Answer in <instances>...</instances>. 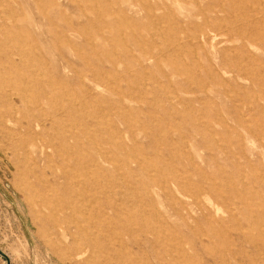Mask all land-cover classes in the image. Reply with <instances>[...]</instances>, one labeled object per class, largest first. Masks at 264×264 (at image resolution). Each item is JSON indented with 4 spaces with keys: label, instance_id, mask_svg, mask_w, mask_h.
Masks as SVG:
<instances>
[{
    "label": "rangeland",
    "instance_id": "obj_1",
    "mask_svg": "<svg viewBox=\"0 0 264 264\" xmlns=\"http://www.w3.org/2000/svg\"><path fill=\"white\" fill-rule=\"evenodd\" d=\"M0 264H264V0H0Z\"/></svg>",
    "mask_w": 264,
    "mask_h": 264
},
{
    "label": "bare ground",
    "instance_id": "obj_2",
    "mask_svg": "<svg viewBox=\"0 0 264 264\" xmlns=\"http://www.w3.org/2000/svg\"><path fill=\"white\" fill-rule=\"evenodd\" d=\"M261 2V1H260ZM257 10V9H256ZM255 9H252V11H256ZM261 10H259L258 12H260ZM105 81V80H104ZM261 226V225H260Z\"/></svg>",
    "mask_w": 264,
    "mask_h": 264
}]
</instances>
